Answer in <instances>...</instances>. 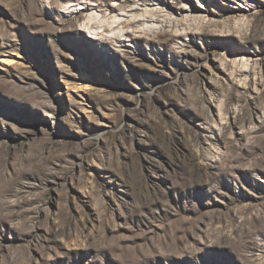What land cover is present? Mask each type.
<instances>
[{
    "label": "rangeland",
    "instance_id": "1",
    "mask_svg": "<svg viewBox=\"0 0 264 264\" xmlns=\"http://www.w3.org/2000/svg\"><path fill=\"white\" fill-rule=\"evenodd\" d=\"M0 264H264V0H0Z\"/></svg>",
    "mask_w": 264,
    "mask_h": 264
}]
</instances>
